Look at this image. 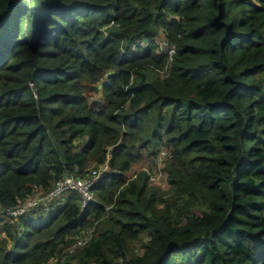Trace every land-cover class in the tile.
I'll use <instances>...</instances> for the list:
<instances>
[{"label": "trees", "instance_id": "16d2710c", "mask_svg": "<svg viewBox=\"0 0 264 264\" xmlns=\"http://www.w3.org/2000/svg\"><path fill=\"white\" fill-rule=\"evenodd\" d=\"M162 147L167 190L126 175ZM107 161L85 210L0 215V264L96 221L66 264H264V0H0V203Z\"/></svg>", "mask_w": 264, "mask_h": 264}, {"label": "built area", "instance_id": "2783aa9c", "mask_svg": "<svg viewBox=\"0 0 264 264\" xmlns=\"http://www.w3.org/2000/svg\"><path fill=\"white\" fill-rule=\"evenodd\" d=\"M161 47L166 49L168 43L165 40L162 41ZM174 49L171 48L169 53L172 54ZM33 86V84H31ZM172 158V150L169 147H162L159 149L157 154L153 157L152 165L156 166V169L162 167L166 162ZM149 174V180L155 181L158 176L161 177V174H157L156 171H152L151 168H144ZM108 174H123L122 171L118 168H112L108 161L97 166L92 167L84 176H81L80 173L71 172L66 173L61 179H59L54 187L47 193L38 192L25 199H17V202L14 206H4L0 203V215L6 218H18L19 216L30 212L35 208L48 209L52 202L57 198L61 193L67 190H74L80 194V208L81 211L85 210L88 205L92 202H96V196L92 190L94 185H96L102 178ZM112 205L106 206L107 210H110ZM96 221L94 225L81 229L74 237L69 245L68 249L62 254L54 256L50 260V264H66L65 259L62 257L74 253L80 247L87 245L96 234Z\"/></svg>", "mask_w": 264, "mask_h": 264}, {"label": "rangeland", "instance_id": "374dc122", "mask_svg": "<svg viewBox=\"0 0 264 264\" xmlns=\"http://www.w3.org/2000/svg\"><path fill=\"white\" fill-rule=\"evenodd\" d=\"M160 38H161V40L164 39V35L161 34ZM101 97H102V92L101 91L93 92V94H92V100L100 99ZM145 158L142 161L138 162V163H134L132 168L126 173V175L129 176L130 178H133L139 172L146 171V169H144V168H151L152 167V171H154V170L156 171L157 170L156 173L157 174H161V177L158 176V178L155 181H151V182L161 186L162 189H166L167 190L169 188L168 175L165 172V167L167 165V162L162 167L156 169V166L152 165L153 158L148 156V152L145 153ZM67 256H69V255H66V256H64L62 258L66 259Z\"/></svg>", "mask_w": 264, "mask_h": 264}, {"label": "water", "instance_id": "95a60500", "mask_svg": "<svg viewBox=\"0 0 264 264\" xmlns=\"http://www.w3.org/2000/svg\"><path fill=\"white\" fill-rule=\"evenodd\" d=\"M99 87L101 88V85Z\"/></svg>", "mask_w": 264, "mask_h": 264}]
</instances>
